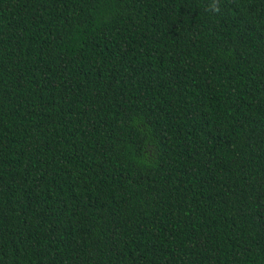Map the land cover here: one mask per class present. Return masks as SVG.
I'll return each instance as SVG.
<instances>
[{
	"label": "trees",
	"instance_id": "16d2710c",
	"mask_svg": "<svg viewBox=\"0 0 264 264\" xmlns=\"http://www.w3.org/2000/svg\"><path fill=\"white\" fill-rule=\"evenodd\" d=\"M0 264H264V0H0Z\"/></svg>",
	"mask_w": 264,
	"mask_h": 264
}]
</instances>
